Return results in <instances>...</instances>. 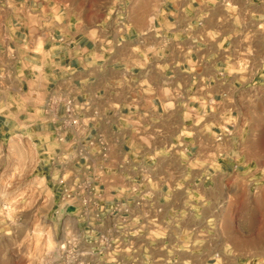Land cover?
Here are the masks:
<instances>
[{"label":"crops","instance_id":"1","mask_svg":"<svg viewBox=\"0 0 264 264\" xmlns=\"http://www.w3.org/2000/svg\"><path fill=\"white\" fill-rule=\"evenodd\" d=\"M72 96L78 134L56 128ZM263 100L264 0H0L2 138L19 125L74 159L102 136L106 206L131 200L129 181L143 177L145 205L196 218L200 232L235 218L242 200L244 217L258 216L263 188L243 176L254 174L245 144L264 125L254 117ZM46 102L58 113L44 117ZM92 153V171L74 163L76 175L96 173Z\"/></svg>","mask_w":264,"mask_h":264},{"label":"rangeland","instance_id":"2","mask_svg":"<svg viewBox=\"0 0 264 264\" xmlns=\"http://www.w3.org/2000/svg\"><path fill=\"white\" fill-rule=\"evenodd\" d=\"M48 104L42 105L44 117L58 113ZM254 109L255 120L264 122V100ZM22 116L30 117L26 111ZM61 124L56 128L61 130ZM8 129L3 138L0 132V264H264V125L254 124L251 142L245 144L254 174L243 177L263 188L253 193L258 198L251 203L258 216L244 217L248 206L239 201L235 218H219L209 234L207 228L198 231L205 224L196 218H163L160 205L153 211L145 204L134 208L142 218L132 217V207L123 218L126 205L116 197L104 209L80 206L72 199L73 184L77 179L103 185L100 168L96 174L76 175L66 164L67 151L51 143L40 149L19 125ZM80 160L77 170L85 164ZM101 190L102 197L98 192L90 196L110 202ZM97 214L101 218H94ZM152 214L156 218H149ZM203 243L212 245L214 255L196 247Z\"/></svg>","mask_w":264,"mask_h":264},{"label":"built area","instance_id":"3","mask_svg":"<svg viewBox=\"0 0 264 264\" xmlns=\"http://www.w3.org/2000/svg\"><path fill=\"white\" fill-rule=\"evenodd\" d=\"M63 104H64V109H65V115L62 117V120H61L62 121V124H61L62 127L60 128L61 132L65 133V130H67L68 128V130H71V132L78 134L83 128L82 120H81V112H82L83 107L77 100H74V98L72 97L66 98ZM49 105L51 104H48V106ZM64 139L65 137L64 138L61 137L60 141H65ZM93 151H96V154L102 157V164L98 165L97 169L100 168L101 174H99V176L102 175L101 177L103 178L106 172H108L107 162L109 160L108 159L109 154H108V144L105 142L102 136H99L96 138H90L89 140H87V142L79 144L78 149H77L76 158L74 159L69 158V160L68 159L66 160L65 158V160L67 161L66 164H69V166H71L74 163H79L78 161L82 159L80 160V162L85 161V164H88V168H89L91 165L90 162L92 161L91 157L93 155L92 153ZM88 170L92 171L90 168ZM75 182L76 183L73 184V189L75 191L72 196L73 200H75L76 202L80 201V203L78 202L77 203L80 204V206H84L86 208H89L92 205H96V206H100L101 209H104V206H106V204H104V201L102 198L98 200L96 199L95 196H94V199L90 196L91 194L96 195V193L98 192V196L102 197V193H101L102 191L101 189H103L102 184L98 185L96 182L91 181V180L77 182V179H76ZM145 182L146 180L143 177L140 178L139 180L131 179L129 181L130 183L129 194L131 196V200L126 201L125 203H122L123 205H126V208L124 209L123 218H127L126 215L127 216L130 215L131 207H132V215H133L132 217L134 218L138 217V215H136L133 209L143 205L145 202V200L142 198V193L145 188ZM100 185L102 186V188L100 187ZM87 194L90 196L89 198H86ZM150 208L153 211L154 205L151 204ZM125 212H126V215H125ZM94 218H101V217L99 214H97V216H95ZM149 218H151V216H149Z\"/></svg>","mask_w":264,"mask_h":264}]
</instances>
